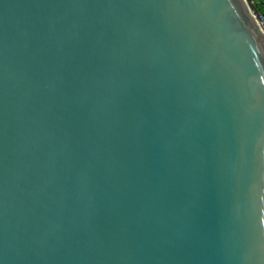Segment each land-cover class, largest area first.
I'll use <instances>...</instances> for the list:
<instances>
[{
    "label": "water",
    "instance_id": "water-1",
    "mask_svg": "<svg viewBox=\"0 0 264 264\" xmlns=\"http://www.w3.org/2000/svg\"><path fill=\"white\" fill-rule=\"evenodd\" d=\"M0 264H264L248 0H0Z\"/></svg>",
    "mask_w": 264,
    "mask_h": 264
},
{
    "label": "trees",
    "instance_id": "trees-1",
    "mask_svg": "<svg viewBox=\"0 0 264 264\" xmlns=\"http://www.w3.org/2000/svg\"><path fill=\"white\" fill-rule=\"evenodd\" d=\"M249 4L257 13L264 15V0H248Z\"/></svg>",
    "mask_w": 264,
    "mask_h": 264
},
{
    "label": "built area",
    "instance_id": "built-area-1",
    "mask_svg": "<svg viewBox=\"0 0 264 264\" xmlns=\"http://www.w3.org/2000/svg\"><path fill=\"white\" fill-rule=\"evenodd\" d=\"M255 16L260 24V26L262 27V29L264 30V15L261 13H257L255 12Z\"/></svg>",
    "mask_w": 264,
    "mask_h": 264
},
{
    "label": "rangeland",
    "instance_id": "rangeland-1",
    "mask_svg": "<svg viewBox=\"0 0 264 264\" xmlns=\"http://www.w3.org/2000/svg\"><path fill=\"white\" fill-rule=\"evenodd\" d=\"M252 8V11L255 13L256 11L253 9V7H251Z\"/></svg>",
    "mask_w": 264,
    "mask_h": 264
}]
</instances>
